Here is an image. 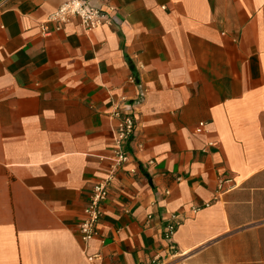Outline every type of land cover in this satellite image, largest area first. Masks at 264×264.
Listing matches in <instances>:
<instances>
[{"label":"crops","instance_id":"0c3cea01","mask_svg":"<svg viewBox=\"0 0 264 264\" xmlns=\"http://www.w3.org/2000/svg\"><path fill=\"white\" fill-rule=\"evenodd\" d=\"M66 1L0 0V264H264V0H89L111 25L41 36ZM125 104L129 158L83 248Z\"/></svg>","mask_w":264,"mask_h":264},{"label":"built area","instance_id":"2783aa9c","mask_svg":"<svg viewBox=\"0 0 264 264\" xmlns=\"http://www.w3.org/2000/svg\"><path fill=\"white\" fill-rule=\"evenodd\" d=\"M74 20L86 32L103 25L112 24L111 13L91 5L89 0H68L53 10L39 25V34L49 36L53 31L59 30L66 24H71ZM51 24L54 25V29L51 28ZM130 109V105L125 104L117 106L111 113V117L116 122L111 126L112 136L109 153L99 157L100 161L106 162V169L102 176H98L93 181L91 192L81 210V217L76 225L83 248H87L90 241L96 237L99 219L102 215V204L107 197L108 187L128 161V144L135 132V117ZM205 129L206 122H199L196 132L201 133ZM209 145H212V143L209 142ZM229 181L230 178L219 180L217 190L220 191L223 183ZM146 219L151 220L152 215L148 214ZM175 220L176 214H170L169 223L163 229V237L168 241L171 240L176 230ZM88 259H99V254H94Z\"/></svg>","mask_w":264,"mask_h":264}]
</instances>
